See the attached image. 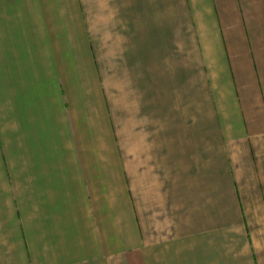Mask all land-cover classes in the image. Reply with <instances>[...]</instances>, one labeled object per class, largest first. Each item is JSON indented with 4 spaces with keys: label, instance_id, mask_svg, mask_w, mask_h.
I'll use <instances>...</instances> for the list:
<instances>
[{
    "label": "crops",
    "instance_id": "1",
    "mask_svg": "<svg viewBox=\"0 0 264 264\" xmlns=\"http://www.w3.org/2000/svg\"><path fill=\"white\" fill-rule=\"evenodd\" d=\"M0 264H264V0H0Z\"/></svg>",
    "mask_w": 264,
    "mask_h": 264
}]
</instances>
